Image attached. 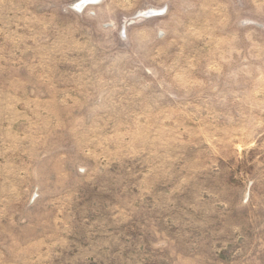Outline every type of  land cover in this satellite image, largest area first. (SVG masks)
Here are the masks:
<instances>
[{"label":"rangeland","instance_id":"obj_1","mask_svg":"<svg viewBox=\"0 0 264 264\" xmlns=\"http://www.w3.org/2000/svg\"><path fill=\"white\" fill-rule=\"evenodd\" d=\"M0 264H264V0H0Z\"/></svg>","mask_w":264,"mask_h":264}]
</instances>
